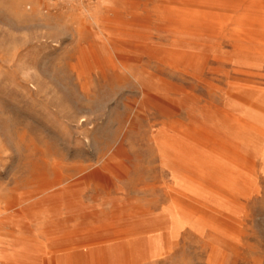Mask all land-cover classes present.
<instances>
[{
	"label": "rangeland",
	"instance_id": "374dc122",
	"mask_svg": "<svg viewBox=\"0 0 264 264\" xmlns=\"http://www.w3.org/2000/svg\"><path fill=\"white\" fill-rule=\"evenodd\" d=\"M118 1L0 0V264H264V0Z\"/></svg>",
	"mask_w": 264,
	"mask_h": 264
},
{
	"label": "crops",
	"instance_id": "0c3cea01",
	"mask_svg": "<svg viewBox=\"0 0 264 264\" xmlns=\"http://www.w3.org/2000/svg\"><path fill=\"white\" fill-rule=\"evenodd\" d=\"M242 122L244 123L245 121L242 120ZM245 128L249 129L251 131H256L257 133H260L262 136H264V130L261 129L260 127H253L251 124H246ZM201 134L202 135H200V138H193V136L187 134V137H188L187 140L188 141H186V144L188 146H191V145H193V143L190 142L191 139H192V141L194 139H196V140H194L195 141L194 144H196L195 149L198 150L200 154H198V153L191 154V153H189V151L186 148H184V149H181V151H183V155H185L187 157L191 156L192 158H194L195 161L200 160L199 155L201 156L205 153L212 155V159H213V162H214L216 168L219 169V168L223 167V165L226 166V168H224L223 170L221 169L222 172H224L225 177H227V176L231 177V174H232V178H233V176L235 177V168L233 165L234 160L242 161L245 164V167L247 166L250 168V164H249V162H247V160H245L244 158H240L238 156H235L238 154L236 152H234L235 150H233L232 147H230L229 145H226V144L224 145L220 142H217V140H215L210 133H208L204 130H201ZM242 143H244L246 146H250L246 141H244ZM169 147L171 148V150H175L177 146L175 147L173 144H170ZM193 156H195V157H193ZM214 208L215 207H213V209ZM168 209H169V213H168L169 214V220H168V222L170 223V225L174 224L176 222H180L184 218L180 214L181 206L176 207V206L172 205V206H169ZM42 251L43 250L41 249L36 254H33V255L31 254L28 257H44L45 253Z\"/></svg>",
	"mask_w": 264,
	"mask_h": 264
},
{
	"label": "bare ground",
	"instance_id": "6f19581e",
	"mask_svg": "<svg viewBox=\"0 0 264 264\" xmlns=\"http://www.w3.org/2000/svg\"><path fill=\"white\" fill-rule=\"evenodd\" d=\"M197 0H181L182 3H171L164 7V10H167L169 5L174 6L175 12L172 14L176 17L186 16L189 19H196V20H206L208 23V27L210 26L211 29L214 27L220 26L224 22H228L231 17L225 14L224 11L218 12H206L199 7V5H193L192 3ZM221 2V0H220ZM196 3V2H195ZM212 8V7H211ZM172 12V11H171ZM190 24L191 27H195L198 24L194 23L190 20H186L185 25ZM240 28L245 31H264V18L257 17V18H247L241 20ZM243 42V41H242ZM232 60V59H231Z\"/></svg>",
	"mask_w": 264,
	"mask_h": 264
}]
</instances>
